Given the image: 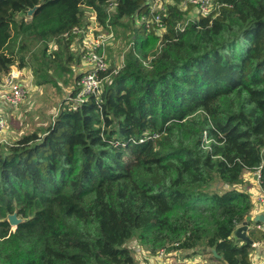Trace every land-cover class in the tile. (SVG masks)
<instances>
[{"label": "trees", "instance_id": "trees-1", "mask_svg": "<svg viewBox=\"0 0 264 264\" xmlns=\"http://www.w3.org/2000/svg\"><path fill=\"white\" fill-rule=\"evenodd\" d=\"M215 1L181 30L183 0H172L161 36L144 22L135 29L100 104L65 101L42 136L0 144V264H134L132 240L151 254L215 250L223 264H250L252 245L232 233L252 210L245 175L259 171L264 191V0ZM146 3L0 0V77L16 65L37 85L54 83L53 68L76 63L64 34L85 9L107 29L150 20ZM21 39L44 45L29 59ZM13 213L22 219L14 231ZM248 233L264 241L261 230Z\"/></svg>", "mask_w": 264, "mask_h": 264}, {"label": "rangeland", "instance_id": "rangeland-1", "mask_svg": "<svg viewBox=\"0 0 264 264\" xmlns=\"http://www.w3.org/2000/svg\"><path fill=\"white\" fill-rule=\"evenodd\" d=\"M150 5L153 8L159 7L156 14H166L167 10L163 11L162 9H166L167 6L171 5L172 0H150ZM218 3V2H217ZM156 5V6H155ZM87 12H84L83 22L81 26L88 27L90 24V16L92 15L91 9H85ZM182 13H185V20L187 21H195L197 20V9L193 7L187 6L186 8H181ZM28 15V14H27ZM165 18V17H164ZM141 22H144L150 27L155 25L154 17L153 19H145L141 20L137 23L131 24V22L122 20L118 22V24L114 25L111 30L113 32V38L108 39L103 44L104 46L101 47L99 55L104 58L108 71L110 74L108 75V80L114 75L119 69L122 68L124 65L125 59L129 51H131L133 47L134 39V31L135 29L140 26ZM106 30L104 28H100L101 33L106 34ZM156 31L158 36L162 35L163 32L160 31L156 27ZM140 40H149L151 41L150 37L146 32H142L138 34ZM160 40V39H159ZM25 43L26 49L22 51V55L28 56L29 53L32 55L28 56L30 59L31 56L37 54L42 48L43 43H36L34 41L23 40L21 39L16 46L18 49L20 48L21 44ZM49 52L56 51L57 49V42L56 40H52L48 44ZM160 47V48H159ZM159 48V49H158ZM81 49V41L72 38L70 44V53L74 55V59L76 63L70 67L68 70H59L53 68L50 71V75L54 79V83L47 84V85H37L36 81L33 78L32 70L29 68H24L22 72V80L26 83L33 84V87L36 89L31 90L26 98L20 103L14 112H7V116L4 117L7 119V130L1 136V145H7L13 143L15 140L21 138L24 135L30 133H38V135L42 136L44 130L49 126V124L54 120L56 117L61 104L65 101H69V95L73 91V77L76 76L81 71L87 70V64L81 62L79 58V52ZM155 49L160 50L161 46H159V41L157 44H154L148 48L146 53L148 55L152 54ZM16 68V67H13ZM107 71V72H108ZM32 75V79H31ZM105 82V81H104ZM264 155V150H263ZM255 172H250L245 175L247 183H250L254 180ZM246 183V182H245ZM246 183V184H247ZM253 207V206H252ZM252 211V210H251ZM250 216V214H249ZM249 216L247 218H249ZM246 218V219H247ZM246 221V220H245ZM243 223V222H242ZM69 227L73 230H77V223L76 222H69ZM241 225L237 224V226ZM235 229V228H234ZM232 237L233 236L232 233ZM139 244L138 241L132 240L128 245L129 248L132 249L135 245ZM146 247V246H145ZM170 246L166 247L169 249ZM147 248V247H146ZM175 252V251H169ZM209 261L212 260V255L210 253L203 254ZM213 264V263H212Z\"/></svg>", "mask_w": 264, "mask_h": 264}, {"label": "built area", "instance_id": "built-area-1", "mask_svg": "<svg viewBox=\"0 0 264 264\" xmlns=\"http://www.w3.org/2000/svg\"><path fill=\"white\" fill-rule=\"evenodd\" d=\"M146 3L149 8V15L151 19L154 17L155 29L156 27L165 32L164 21L162 20V15H157L156 12L159 7L153 8L149 2L150 0H146ZM156 6V5H155ZM187 6H191L197 9V18L198 17H208L213 12L218 9V3L215 0H183L180 4V8H186ZM116 4L111 3L109 5V11L111 13L115 12ZM166 11V9H162ZM146 17H142L141 20H145ZM190 21L184 20V23L179 26L181 30H183L184 26ZM106 26L108 27L106 30V34L100 32L101 25L97 20L96 13L92 10V15L90 16V24L88 27L79 26L74 27L68 33L64 34V37H71L81 41V49L79 52V58L81 62L87 64L88 68L85 71H81L78 73V79L75 82V86L78 89L77 95L75 98H70L69 101L73 106H78L82 104L87 97L93 96L97 99V104H100L99 96L103 91L104 81L107 80V76H102L103 73L108 71L107 64L103 57L99 55L101 47H103L104 43L108 39L113 38V32L111 27L106 22ZM149 27V25H147ZM161 36V35H160ZM13 67H16L15 70H12ZM24 69H19L17 66H12L9 72L0 77V102L3 105H7L8 107L15 110L17 106L23 102L26 98L27 94L31 90H36L33 87V84L26 83L22 80V75ZM32 79V78H31ZM7 130V119L4 117L3 108L0 110V142L2 134ZM156 138V136H154ZM139 142H143L140 140ZM1 144V143H0ZM256 181L259 183V171H256L254 174ZM264 195V191H263ZM264 212V209H263ZM260 224L256 225L255 228L261 230L264 233V221L259 222ZM264 248V241L260 243ZM253 245V244H252ZM258 245L254 244L253 246ZM137 246V245H136ZM134 250V248H133ZM140 250L138 247L137 251ZM167 254V251L164 249L159 250L155 253L157 257H163ZM153 264V263H151ZM251 264H264V256L263 258L251 262Z\"/></svg>", "mask_w": 264, "mask_h": 264}, {"label": "crops", "instance_id": "crops-1", "mask_svg": "<svg viewBox=\"0 0 264 264\" xmlns=\"http://www.w3.org/2000/svg\"><path fill=\"white\" fill-rule=\"evenodd\" d=\"M32 78V75H31ZM3 108V113L5 116H7V110L9 112H14V110L7 105H3L0 102V110ZM15 113V112H14ZM254 177V176H253ZM244 182L247 183V180L245 178ZM244 183V188L250 195L251 203H252V211L250 212V222L253 223L250 226L248 225L250 230L252 227H255L256 223L261 222L264 220V195L263 190L260 188L259 183L256 181V178L254 177V180H252L250 183ZM249 234V233H248ZM236 241H239V239L234 238ZM241 241V240H240ZM262 241L253 242L255 245L253 247L252 253L250 254V264L251 262L257 261L264 256V248L260 244ZM242 244V242H240ZM137 245V246H136ZM134 247H132L133 251V258H134V264H223L216 259V257L212 258L211 261L205 257V255L202 254H196L189 256L190 252H167V254L163 257H157L154 254H151L146 248L140 246L136 243ZM140 248V250L135 252L137 248ZM134 248V250H133Z\"/></svg>", "mask_w": 264, "mask_h": 264}, {"label": "water", "instance_id": "water-1", "mask_svg": "<svg viewBox=\"0 0 264 264\" xmlns=\"http://www.w3.org/2000/svg\"><path fill=\"white\" fill-rule=\"evenodd\" d=\"M35 9H31L27 12L28 16H31L33 14ZM16 68H12V70H15ZM264 221V220H262ZM7 222L12 228V231H14L17 227L18 224L22 223V219L18 218L15 213L8 215L7 217ZM250 222V218H247L246 221L241 223V225L235 227L233 230V236L236 239L241 240L242 242L248 243V244H253V241L249 238L248 232H249V227L248 223ZM213 255L217 258L220 259V257L216 254L215 250H212Z\"/></svg>", "mask_w": 264, "mask_h": 264}, {"label": "bare ground", "instance_id": "bare-ground-1", "mask_svg": "<svg viewBox=\"0 0 264 264\" xmlns=\"http://www.w3.org/2000/svg\"><path fill=\"white\" fill-rule=\"evenodd\" d=\"M101 32V31H100ZM91 97V96H90Z\"/></svg>", "mask_w": 264, "mask_h": 264}]
</instances>
